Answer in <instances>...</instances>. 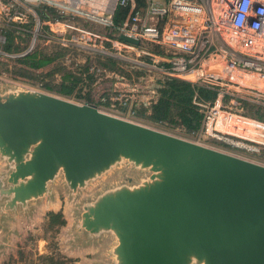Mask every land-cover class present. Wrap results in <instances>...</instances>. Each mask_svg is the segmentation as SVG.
<instances>
[{
  "label": "water",
  "instance_id": "1",
  "mask_svg": "<svg viewBox=\"0 0 264 264\" xmlns=\"http://www.w3.org/2000/svg\"><path fill=\"white\" fill-rule=\"evenodd\" d=\"M0 157L3 212L59 176L77 193L124 160L144 170L81 205L80 230L114 237L107 264H264V164L32 88L0 91Z\"/></svg>",
  "mask_w": 264,
  "mask_h": 264
},
{
  "label": "rangeland",
  "instance_id": "2",
  "mask_svg": "<svg viewBox=\"0 0 264 264\" xmlns=\"http://www.w3.org/2000/svg\"><path fill=\"white\" fill-rule=\"evenodd\" d=\"M43 19L59 20L64 24L49 25L41 21L35 30V17H27V22L31 24L32 21L30 33H25L21 39L16 37L13 51L17 55L27 49L36 31L33 50H37L39 55L41 52L55 57L54 62L33 70L15 61L13 54H8L10 58L0 56V91L32 88L78 103L89 102L102 111L264 164L261 162L264 158L258 159L255 154L225 145L222 140L189 133L179 125L153 123L145 116L146 111L134 112V109L140 110L158 97L157 89L164 76L154 66L161 65V60L154 62L149 53L164 55V46L148 40L142 41L136 49L113 46L110 39L119 37L117 28L74 17ZM10 22L14 21L0 15V44L5 40L4 31ZM25 39H28L27 46ZM67 72L79 77L70 95L42 87L44 81L59 82L60 76ZM47 73L50 74L46 76ZM8 170L0 157V175H6ZM145 173L124 160L91 180L77 193H72L59 176L50 183L49 192L30 201L27 208L21 210L18 207L13 212L0 209V264H94L101 255L96 250L100 247L106 252L107 261L111 262L113 256L108 255L107 249L115 242L113 235L108 233L101 239L80 230L77 225L81 205L106 188L121 183H138ZM3 203L4 198H0V206ZM51 212L60 215L50 218Z\"/></svg>",
  "mask_w": 264,
  "mask_h": 264
},
{
  "label": "built area",
  "instance_id": "3",
  "mask_svg": "<svg viewBox=\"0 0 264 264\" xmlns=\"http://www.w3.org/2000/svg\"><path fill=\"white\" fill-rule=\"evenodd\" d=\"M143 3L138 6L136 0H0V15L21 24L34 16L35 30L41 21L64 24L59 20L44 21L42 15L52 9L67 17L117 28L120 34L137 38L140 43L148 40L164 46V55L149 54L154 62L161 60V65L154 67L164 78L190 83L194 102L203 113L201 127L195 134L222 140L258 159L264 158V120L236 108L239 98L264 106V0ZM127 5H137V11L115 24L116 9ZM33 33L27 49L18 56L33 49L36 31ZM110 40L113 46L136 49L140 45L119 37ZM204 87L217 91L213 99L200 96L198 88ZM227 95L230 98L226 101Z\"/></svg>",
  "mask_w": 264,
  "mask_h": 264
},
{
  "label": "trees",
  "instance_id": "4",
  "mask_svg": "<svg viewBox=\"0 0 264 264\" xmlns=\"http://www.w3.org/2000/svg\"><path fill=\"white\" fill-rule=\"evenodd\" d=\"M138 6H143V0H136ZM136 7L127 5L125 7H118L113 15L115 24L121 23L127 16L134 14L137 11ZM46 18H62L67 17L59 14L52 9H48L47 13L42 15ZM30 22H25L23 25H19L15 22H10L4 31L5 40L0 44V56L10 58L4 53L14 55V60L18 63L24 64L27 69H40L51 65L54 62L55 57L46 56L44 54L39 55L37 50H31L23 56H18L13 51V41L16 37L29 35ZM21 27V28H20ZM26 38V37H25ZM21 39V38H20ZM25 46L28 44V39H25ZM16 43V42H15ZM50 73H47L49 75ZM59 82H53L51 80L44 81L42 87L47 91L56 92L62 95H70L74 88L75 83L79 79L75 74L71 72L63 73L60 76ZM158 97L155 101L150 103L148 106H142L140 110L134 109L136 114L146 113V117L153 123H162L166 125H179L185 131L189 133H196L199 131L202 123L203 113L201 109L194 102V90L192 89L189 82L174 77H165L157 89ZM199 94L202 98L213 99L216 92L213 88H198ZM230 96L227 95L225 100H229ZM248 98H239V104L236 107L243 109L242 111L250 116L264 120V106ZM225 145H228L224 143ZM60 213H50L52 216H58ZM64 221H61L63 223Z\"/></svg>",
  "mask_w": 264,
  "mask_h": 264
},
{
  "label": "crops",
  "instance_id": "5",
  "mask_svg": "<svg viewBox=\"0 0 264 264\" xmlns=\"http://www.w3.org/2000/svg\"><path fill=\"white\" fill-rule=\"evenodd\" d=\"M49 185H50V183H49ZM16 210H17V208H15V209H13L12 211H9V212H13V211H16ZM105 234H108V233H104L100 237H97V238L103 239V235H105ZM112 245L113 244H111L109 249H107L108 250V255L111 254L110 253V249H111ZM96 250H98V252H100L101 255L99 256V260H97L96 263H94V264H107V263H109V261H107L108 257L106 255V252H104L103 248L100 247V248H97Z\"/></svg>",
  "mask_w": 264,
  "mask_h": 264
}]
</instances>
